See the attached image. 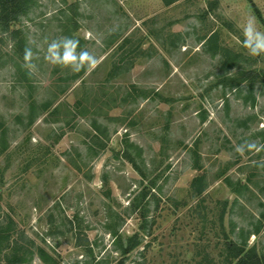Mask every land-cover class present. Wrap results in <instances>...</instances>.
<instances>
[{"label":"rangeland","instance_id":"374dc122","mask_svg":"<svg viewBox=\"0 0 264 264\" xmlns=\"http://www.w3.org/2000/svg\"><path fill=\"white\" fill-rule=\"evenodd\" d=\"M249 21L264 33V0H37L16 41L0 33V229L60 264H118L135 233L124 264H223L226 241L264 252V52L244 46ZM63 37L95 64L47 60Z\"/></svg>","mask_w":264,"mask_h":264},{"label":"trees","instance_id":"16d2710c","mask_svg":"<svg viewBox=\"0 0 264 264\" xmlns=\"http://www.w3.org/2000/svg\"><path fill=\"white\" fill-rule=\"evenodd\" d=\"M166 5H171L177 0H163ZM37 4V0H0V33L8 34L12 37V40L16 41L20 33L16 27L21 24L25 19H28L33 12ZM215 40V33H213L208 39L207 43ZM17 44V43H16ZM206 43H204L205 45ZM21 46V44H19ZM23 58V57H22ZM82 73V72H81ZM191 153L197 156V144H195ZM194 156V157H195ZM195 168L198 166V162L194 161ZM206 184V179L203 175H198L191 181L190 191L193 197L201 199L203 201V193ZM132 208L136 209L133 204ZM141 217H144L142 213ZM224 208L220 213V221L223 220ZM12 222V221H11ZM13 223H9L4 229H0V253L4 244L8 245V256L3 263L0 264H30L29 260L32 256H37L43 264H60L56 260H53L42 248L35 245L34 242H29V245L23 244V233H17L14 235ZM259 230H256L257 234ZM254 233V234H255ZM138 234L135 233L131 237H128L126 247H120L121 260L118 264H124L125 256L140 245ZM30 256V258H29ZM223 264H264V252H258L256 247L249 248L246 241L237 243L235 241H226L224 250L221 253ZM205 260L200 261L198 264H212V260L206 256ZM208 260V261H207Z\"/></svg>","mask_w":264,"mask_h":264},{"label":"clouds","instance_id":"9594fccd","mask_svg":"<svg viewBox=\"0 0 264 264\" xmlns=\"http://www.w3.org/2000/svg\"><path fill=\"white\" fill-rule=\"evenodd\" d=\"M245 40L244 46L249 49L250 54L257 55L264 52V33L255 31L251 21L244 28ZM62 44L53 40L48 45L46 59L53 64H59L65 67H71L74 71H78L81 66L87 62L89 66L95 64V58L86 50L76 52L78 41L63 37L60 39ZM25 58L32 55L30 49H25Z\"/></svg>","mask_w":264,"mask_h":264}]
</instances>
